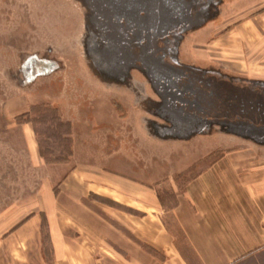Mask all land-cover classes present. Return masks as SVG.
<instances>
[{"label":"rangeland","instance_id":"obj_1","mask_svg":"<svg viewBox=\"0 0 264 264\" xmlns=\"http://www.w3.org/2000/svg\"><path fill=\"white\" fill-rule=\"evenodd\" d=\"M88 16L81 0H0L2 239L47 201L55 203L67 186L72 189L74 175L86 187L128 179L180 190L207 164L249 141L218 125L182 138L159 134L156 126L169 121L158 114L161 100L146 76L133 69L116 79L93 67ZM235 33L247 37L241 46L233 45ZM257 33L264 44V0H219L202 26L183 35L179 60L230 77H264V68H256L264 60L252 55L248 42ZM29 56L53 68L30 82L23 70ZM41 213L48 259L49 223ZM0 264L25 263L0 252Z\"/></svg>","mask_w":264,"mask_h":264},{"label":"crops","instance_id":"obj_2","mask_svg":"<svg viewBox=\"0 0 264 264\" xmlns=\"http://www.w3.org/2000/svg\"><path fill=\"white\" fill-rule=\"evenodd\" d=\"M231 38L240 46L247 39ZM260 38L248 42L263 61ZM259 136L207 164L180 190L128 179L86 187L74 175L72 189L0 237V252L25 264H264V133ZM41 211L49 223L48 259Z\"/></svg>","mask_w":264,"mask_h":264},{"label":"water","instance_id":"obj_3","mask_svg":"<svg viewBox=\"0 0 264 264\" xmlns=\"http://www.w3.org/2000/svg\"><path fill=\"white\" fill-rule=\"evenodd\" d=\"M81 1L89 10L87 49L93 67L116 79L130 69L146 76L160 97L159 115L174 124L173 130L158 127L159 134L180 132L179 137H187L196 122H203L204 130L217 124L229 133L252 137L249 123L235 118L233 112L208 116L205 102L217 96L216 101L233 106L245 84L235 77L206 75L181 63L178 56L183 35L202 26L208 3L219 0Z\"/></svg>","mask_w":264,"mask_h":264},{"label":"flooded vegetation","instance_id":"obj_4","mask_svg":"<svg viewBox=\"0 0 264 264\" xmlns=\"http://www.w3.org/2000/svg\"><path fill=\"white\" fill-rule=\"evenodd\" d=\"M213 5L215 4L212 2L208 3V13H209V8ZM25 61L26 62L24 64L23 70L26 79L30 82H32L40 74L46 73L53 68V67L50 68V65H52L51 62H48L43 58H39L38 56H29L25 59ZM199 69L201 70L202 73L206 75L217 74L219 76H227L218 70H208L204 68H199ZM235 78L240 80L241 83L245 85H242L243 88H241L240 91L238 92L237 95L238 98L235 99L234 105L226 106L225 103L222 102V100H218V101L215 100L217 96L214 97L207 96L208 98H206L207 101L205 102L207 104V108L210 110L209 113H211V115L208 116H213V114H220L222 112H233L235 118H238L243 122L249 123V128L252 133V137L255 138L256 136H259L260 134L264 133V80L255 81L248 77H237V76H235ZM215 125L217 124H212L208 127V129L204 130L203 122H196L193 127L194 131H189V133L191 134H188V136L195 133L196 134L204 133L210 130V128ZM158 127L166 130L167 129L173 130L174 124L169 122L168 126H156V129ZM254 130L258 131V133H254ZM233 134L241 138L249 139V137H245L243 135H239L235 133ZM179 135L182 134L180 132H175L174 134L175 137H179Z\"/></svg>","mask_w":264,"mask_h":264},{"label":"trees","instance_id":"obj_5","mask_svg":"<svg viewBox=\"0 0 264 264\" xmlns=\"http://www.w3.org/2000/svg\"><path fill=\"white\" fill-rule=\"evenodd\" d=\"M23 116H26V115H23ZM28 218H29V217H28ZM26 219H27V218H26ZM26 219H25V220H26ZM25 220H24V221H25ZM24 221H22L20 224H18L17 226H15L12 230H10V232L13 231V230H15L16 228H18V227H19ZM43 227H44V224H43V222H42V229H43ZM49 237H50V234H49Z\"/></svg>","mask_w":264,"mask_h":264}]
</instances>
